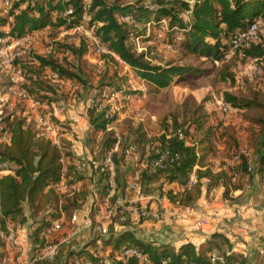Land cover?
I'll list each match as a JSON object with an SVG mask.
<instances>
[{
  "label": "trees",
  "instance_id": "1",
  "mask_svg": "<svg viewBox=\"0 0 264 264\" xmlns=\"http://www.w3.org/2000/svg\"><path fill=\"white\" fill-rule=\"evenodd\" d=\"M9 2L6 7L0 6V38H20L46 27L72 29L82 25L106 46L107 51L99 58L104 68L100 69V77L91 88L96 93L91 97L86 115L90 134L101 132V138L95 143L97 150L93 160H99L110 151L116 192H123L126 176L138 170L145 193L152 190L156 180H161V193L170 203L194 207L204 188L205 195L210 193L212 196L216 188L222 187L223 199L234 200V192L245 191L254 175L264 178V40H259L257 34L254 40H242L233 54H240L242 60L258 59L262 87H252L245 96L230 91H224L221 96L230 108L238 112L241 125L227 124L223 120L208 123L210 114L204 109V101L187 103L184 100L162 116L154 127L147 129L142 120L129 116L119 119L115 113L106 116L110 105L98 108L96 102L104 86L132 92L120 86L125 78L112 69L118 62L115 57L125 62L137 77L157 89L167 87L175 76L200 72L173 61L163 65L151 63L150 50L138 51L129 35L139 37L140 42H148L150 37L144 36L146 26L158 28L163 18L166 21L164 33L170 37V44H176L184 54L198 59L222 62L237 33L246 31L255 18L264 22V0H194L186 18L180 14L188 9L189 4L182 0H157L153 3L144 0ZM83 15L86 19H82ZM123 15L129 16L132 22L121 21L119 17ZM149 15H155L154 19H149ZM136 24H140L142 29ZM75 39L73 43L55 42L56 50L65 53L63 57H56L55 52L46 56L36 55V63L24 67V81L17 87L24 97L46 104L55 100L65 101L67 92H57L50 80H74L79 88L86 89L81 64L92 45L85 35L78 34ZM226 66L217 77L221 82L232 84L234 77ZM75 95L77 99L82 96L78 91ZM247 111L255 114H246ZM2 115L0 122L7 126L8 136L6 141L0 142V255L7 251L2 238L7 227L16 231L26 225L25 207L30 212L31 240L36 247L43 242L41 232L47 225V219L61 218L66 224L88 200L85 186L70 188L82 181L83 175L77 169L79 158L67 144H56L41 135L25 122L24 115L13 112L5 117ZM113 122H118L117 136L114 129H105L107 123ZM177 131L182 133V137L176 135ZM129 146L134 150L129 151ZM162 151L167 153L162 167L150 169ZM130 160L134 164L131 171L126 170ZM142 163L143 167H137ZM99 178L103 183L105 176L99 174ZM61 181L69 189L67 192L56 190ZM163 183L175 184L177 188L162 191ZM113 221L122 229L106 237L94 235L90 242L92 250L87 246L69 247L53 261L40 259L33 264H83L84 258L91 264H142L134 256L121 255L123 246L138 248L152 264H264V254H258L256 248L254 255L248 258L243 251L232 249L228 237L218 231L212 232L198 245L187 242L175 246L167 241L151 242L140 238L130 228L131 221H119L118 213ZM95 224L92 218L91 227ZM261 240L264 241V236ZM108 247L111 249L106 253Z\"/></svg>",
  "mask_w": 264,
  "mask_h": 264
},
{
  "label": "rangeland",
  "instance_id": "2",
  "mask_svg": "<svg viewBox=\"0 0 264 264\" xmlns=\"http://www.w3.org/2000/svg\"><path fill=\"white\" fill-rule=\"evenodd\" d=\"M0 6H3L1 4ZM146 3H153L157 0H144ZM181 1V0H180ZM187 2L189 5L194 3V0H182ZM10 4V2H9ZM6 7V6H3ZM189 9V7H188ZM187 9V10H188ZM186 10L182 14H180L183 18H186ZM155 15H149V19H154ZM121 21H125L122 19V16L119 17ZM129 21V20H127ZM131 23V22H129ZM160 27L154 28L146 26V31L144 36H149L148 42H140V40L135 41L132 35H129L131 41L133 42L135 48L138 51H147L150 50L149 58L151 63L153 64H160L163 65L167 61H173V63H177L180 65H189L193 67V69H197L200 71L199 73H186L182 76H175L174 79L176 80L173 83H170L165 88L157 89L147 81L142 78H139L135 75L132 69L124 64L123 62H117L112 69L117 70V74L120 77L125 78V81L120 82V86L123 89H130L132 92L128 93L131 98L129 100L123 101L117 99V97L105 98V97H98L97 99L103 103V105H116L114 108L115 114L118 116L119 119L123 117L129 116L135 120L141 119L147 128H152L157 124V121L164 116L168 111L174 109L175 105L181 103L182 101L186 100L187 103L191 101H204V109L210 114V118L208 123H215L218 120H223L225 123L241 125L240 118L237 115V111L230 108L227 111H222L220 109V99H222V93L224 91H230L238 95L245 96L247 95L249 89L252 87H262V78L260 77V73L258 75H253L252 72V59H243L240 54H233V50L235 47L242 42L241 38H237L236 42H233V45L228 49L227 54L224 56V60L220 61H213L211 59H198L194 55L191 54H184L177 45H172L168 42L170 37L164 33L166 29V21L161 18ZM139 29H142L140 24H136ZM149 27V28H148ZM4 29V28H2ZM78 34H82L88 37L89 41L94 40L91 38L89 32H85L82 28H72V29H65L64 26L58 29H50V28H43L42 30L36 31L34 35H28L27 33L20 37V39L16 38H8L4 37L0 40V114L5 117L8 113H19L20 115H24L25 122L31 125L34 129L40 128L37 126V123L33 120L28 112H31L32 107H28L27 102L25 101V97L18 92V72L23 73L24 67H29L31 64L30 62H34L31 59L35 58L36 55L46 56L49 53L55 52L56 57H63V52L60 50H56L55 42L56 41H63L65 43H73L76 41L75 37ZM257 36L260 39L264 40V22L260 21L258 23L257 28ZM143 36V37H144ZM177 37L178 34H176ZM175 41L177 40L174 37ZM240 39V40H238ZM256 39V37H255ZM246 41H251V38H245ZM254 40V39H253ZM94 44L88 49V53L84 56L82 60V74L81 76L86 81L85 88L90 92H87L86 89L83 91L87 92V96L91 97L94 95L91 88L96 85L97 78L100 77V69L104 68V64L99 59L100 54L105 52L102 49L106 48V46L102 43H98V46ZM150 47V49H148ZM105 50V49H104ZM68 57V55H66ZM29 62V63H28ZM36 63V62H34ZM109 64V62L107 63ZM224 65H227V70L233 74L234 82L229 84L228 82H221L218 80V72L223 68ZM111 66V64H110ZM258 67L260 68V64L258 63ZM47 77L49 74H46ZM13 79L14 81L12 82ZM49 79V78H48ZM173 81V80H172ZM76 82V81H75ZM50 84H53L54 87L60 92L63 91L67 92V98L74 99L75 102L69 100V106L72 105L76 107V104L79 100L83 101V94L79 96L77 99V95H75V91L72 92L71 87L65 83V81H53L50 80ZM90 88V89H89ZM104 89H108L109 87L104 86ZM101 90V89H100ZM70 94V95H69ZM96 96V94H95ZM56 97V96H55ZM59 97V95L57 96ZM94 97V96H93ZM66 98V99H67ZM31 99V98H30ZM32 100V99H31ZM57 101V100H55ZM11 103V105H10ZM67 103V101L65 102ZM73 103V104H72ZM44 109V110H43ZM39 112H43L48 108L45 107ZM203 109V111H204ZM3 112V113H2ZM112 113V112H111ZM46 114V113H45ZM114 114V112L112 113ZM246 114H255V112L247 111ZM30 115V116H29ZM118 122L111 123V129H116ZM37 130V129H36ZM62 139L60 142L63 146H69L68 141L65 138ZM70 148V147H69ZM128 169V168H127ZM133 166L128 169L131 171ZM164 184V183H163ZM162 184V187H163ZM161 186H151V189L155 190L157 195L161 193L160 190ZM176 187L174 184H168V188ZM167 189V187H165ZM152 191V190H151ZM204 193L206 194L205 188L203 189ZM144 192L143 188L133 191L132 193H128L129 198L139 197ZM148 193V192H147ZM205 196L206 202L213 200L215 191L212 193L213 195ZM222 196V195H221ZM247 196V195H246ZM245 198V196H242ZM235 198L234 200H229V202H236L243 204L242 201L247 199L245 198ZM200 200V199H199ZM198 200V201H199ZM223 200V197H222ZM140 202L136 200L137 206H152L157 207L159 206L158 202H153V199L142 200ZM245 202V201H244ZM154 203V204H152ZM198 203V202H197ZM257 204L260 206H264V199L259 201ZM138 214V212H137ZM138 221H142L141 217L138 216ZM158 221V220H157ZM104 225V231L101 232L102 237H106L108 234L107 223L102 222ZM102 225V226H103ZM227 227L224 228L223 233H228L234 235V231L236 227H232L230 225H226ZM26 228V227H25ZM133 228V227H132ZM137 229H135L136 231ZM26 231V229L24 230ZM138 233H136L139 237H143L142 239L156 242L157 240L154 239L152 236V232L145 234V231L139 228ZM140 232V233H139ZM23 234V233H19ZM19 234L17 236L19 237ZM95 235V234H94ZM94 235L89 233L88 235L80 236L81 240L77 241L79 243H73L74 248H78L80 243H84L86 240L93 239ZM100 235V234H98ZM23 239V236L21 235ZM17 242H21L23 245L24 250L22 251L21 257L22 259L28 258L31 253V249L34 246V243L29 242L30 238L27 236L24 237V241L20 239H16ZM72 241H75V237L71 238ZM69 240V242H71ZM164 241V240H159ZM99 243V242H98ZM72 245L62 244L60 246L61 253L66 251L69 247L71 248ZM99 246V244L97 245ZM73 248V247H72ZM110 247L106 249V253L110 251ZM92 250V248H91ZM255 253V249H251L250 253H246L248 258H251Z\"/></svg>",
  "mask_w": 264,
  "mask_h": 264
},
{
  "label": "built area",
  "instance_id": "3",
  "mask_svg": "<svg viewBox=\"0 0 264 264\" xmlns=\"http://www.w3.org/2000/svg\"><path fill=\"white\" fill-rule=\"evenodd\" d=\"M1 4L3 6L9 5V0H2ZM192 10V5H189V9L186 10V15L188 16L189 13ZM70 11V10H69ZM68 11V12H69ZM82 19H86L85 15L82 16ZM122 19L127 22H132L131 18L127 15H123ZM260 20L258 18H255L248 26L246 31H241L237 33L235 39L233 42H236L237 38H241L244 40L245 38H251L252 40L255 39L258 23ZM75 28H82L85 32H89L84 26L79 25ZM91 36V35H90ZM96 43L95 46H98L99 41L92 37ZM135 41L139 40V37H134ZM1 40V38H0ZM89 40V39H88ZM240 40V39H238ZM91 45L94 44L93 41H89ZM105 49V50H104ZM101 50L107 51L106 48ZM88 53V52H87ZM86 53V54H87ZM32 61H35L33 58ZM118 62H123L122 60H117ZM253 65H252V72L253 75H258L260 73V68L258 67V59L254 58L252 59ZM126 64L125 62H123ZM127 65V64H126ZM20 73V71H19ZM22 78L24 79L23 73H20ZM12 82L14 81L11 79ZM101 96L105 98L112 99L113 97H117L119 102L121 100L126 101L131 98V96L128 93H125L121 90H118L113 87H109L108 89L102 88L100 90ZM98 102V108H101L103 106V103L100 102L99 99H96ZM36 103H40L38 101H35ZM116 105H110L109 110L106 113V116L112 115L114 111V108ZM220 109L222 111H227L230 109V106L225 103L222 99H220ZM112 112V113H111ZM39 121L41 123H46V120L43 117H39ZM48 125V124H46ZM45 125V126H46ZM111 123H107L105 129L111 130ZM115 135L117 136V130L114 129ZM101 134V132H99ZM99 134H96L95 139L97 140L99 138ZM176 135L178 137H182V133L180 131H177ZM7 126L2 124L0 122V142H4L7 140ZM116 148V145H114L113 149ZM97 150V147L95 148V152ZM129 151L134 150L133 146H129ZM94 152V153H95ZM167 159V153L162 151L159 153V156L152 162L150 169H157L162 167V163L164 160ZM93 169L98 174H103L105 176L104 181L102 183L103 186H105L103 195L104 197L100 198L98 191L96 188L92 187L90 191L88 192V195H90V202L88 206V212L86 214H80V213H74L71 215L69 220V226L67 228L68 235L72 236L73 234L80 233L84 231L85 229H88L92 225V218L97 220H102L107 217H109L112 214L118 213L119 221L125 222L129 221V212L130 211H136L138 212V216L141 217L142 220L147 219H154V220H162L164 217V211H161L159 207H152V206H137L136 200L142 202V200L147 199H153L152 197H149V193H143L139 197L129 198L128 194L120 195L117 198L116 196V181H115V173H114V166L110 159V151L105 153L99 160H92L91 161ZM3 166H6V164H3ZM81 161L77 163V168L80 169ZM129 180L126 182L125 189L128 193H132L135 190L141 189V183L139 180V174L138 170H134L129 175ZM262 184L264 185V178H261ZM73 188V185L70 187ZM56 190L58 192H67L69 189L66 188L62 181L56 186ZM212 199V198H211ZM209 201H212V200ZM154 200V199H153ZM156 201V200H154ZM207 201V202H209ZM223 205H226L227 209H229L230 214L226 215L222 212H219L217 209H212L207 207V202L205 201L204 204L199 203L196 204L194 207H185L184 209H179L178 215H186L189 219V223L187 226H183L181 229V240L184 243H192L195 245H198L199 243L203 242L204 239L210 235L212 232L218 231L223 233V230L226 225H230L232 227H236L234 231V235L223 233L226 235L229 239V241L232 243V249L238 250L235 245V241L233 239V236L236 237L237 235L240 237H245L246 242L258 240L259 245L256 248V251L258 254H264V241L261 240L262 235L260 236V230L255 227V225L250 223L248 218H245L242 216V214L238 211L237 203L236 202H229V200L223 199ZM159 203V202H158ZM243 204H240L241 206H246L253 210L255 217L264 216V206H260L255 202L254 200H245L242 201ZM219 223L221 226H219ZM62 224H61V218L59 219H47V225L41 232V237L43 239V242L40 246H33L31 249L30 256L28 257L27 261L20 262L19 255L22 253V247L21 245L16 241L15 238V231L11 227H7L6 232L2 234L3 241L6 245L7 251L0 255V264H33L35 261L40 259H47L50 261L55 260L61 253L60 251V244L58 242L59 232L61 231ZM132 228V227H130ZM244 230V231H243ZM157 237H160V235H155ZM167 241V240H166ZM170 242V241H167ZM172 243V242H171ZM121 255L123 256H134L139 263L142 264H152L150 259L141 253L138 248L134 246H123L121 249ZM213 260V258H212ZM83 264H91L90 260L87 258H84Z\"/></svg>",
  "mask_w": 264,
  "mask_h": 264
},
{
  "label": "crops",
  "instance_id": "4",
  "mask_svg": "<svg viewBox=\"0 0 264 264\" xmlns=\"http://www.w3.org/2000/svg\"><path fill=\"white\" fill-rule=\"evenodd\" d=\"M42 30V29H41ZM36 31L39 30H33L29 33L28 35H34ZM20 39V38H16ZM116 60H119L118 57H115ZM35 62V61H34ZM33 62V63H34ZM32 63V62H30ZM18 78L19 80L18 84H21L24 79L18 72ZM55 77V76H53ZM57 81V80H56ZM65 81V83L71 87L73 91H78V93L83 94L84 92V98L83 101L79 100L77 103H72L73 105L76 104V107L72 105L69 106L70 104L68 103L69 100H72V102H75L74 99L67 98L65 101L64 100H57L52 102L51 104H46V103H36L34 100H31L28 97H25V101L27 102L26 105L28 107H32L31 112H28V114L31 115L33 120L37 123V126L40 128H36L41 135H44L45 137L51 139L54 143L60 144L62 139L59 138H65L68 141L69 147L71 152L79 158L81 161V166L78 171L83 175V180L75 183L73 185V189H79L82 185L86 187L87 191L94 187L99 193L100 198L104 197L103 192H104V186L101 183V180L99 178V174L93 169L91 161L93 160V156L95 155V143L101 138V134H99V138L96 140V134H90V125L88 123L86 111L87 108L91 104V96H87L86 92L82 90V88L78 87V84L74 80H61ZM176 80L173 78V81L170 83L175 82ZM63 90V89H62ZM19 93L21 91L18 90ZM66 92V91H65ZM70 95V94H69ZM2 100V99H0ZM67 101V103H65ZM11 105V103H10ZM47 107L48 109L39 112V110H42L43 108ZM44 110V109H43ZM46 113V114H45ZM29 115V116H30ZM43 117L46 120V123H41L39 120V117ZM141 120V119H139ZM48 124V125H46ZM145 124V123H144ZM46 125V126H45ZM146 125V124H145ZM147 128V127H146ZM151 128V127H150ZM149 129V128H147ZM134 164L130 160L128 161L127 168L130 169ZM135 167V166H134ZM137 167H143V163L139 164ZM126 168V170H127ZM122 171H124V167L121 166ZM128 173V172H127ZM129 175L126 176V182L129 180ZM161 184V180H156L153 184V186H158ZM174 186L177 188V185L174 184ZM165 187L168 188V184L164 183L162 187V191L166 190ZM88 191V192H89ZM150 195L149 197H152L156 202H159V207L161 211H164V217L162 220H154V219H147V220H142L138 221V214L136 211H130L129 212V221L132 223V229H143L145 231V234H148L149 232H152V236L154 237L155 240H164V241H170L173 243V245L177 246L179 244L184 243L181 240V228L183 226H187L189 223V219L187 216L184 215H178L177 212L179 213V209H184L185 207L175 205L170 203L164 194L160 193L156 195L155 190L152 189V191L148 192ZM126 195L128 194L127 190H123V192H116V198L120 195ZM205 193L202 191V196L200 200L198 201L197 204L205 203V196H203ZM222 187H218L215 190L214 198L212 201L207 202V207L208 208H214L217 209L219 212H222L223 214L229 215L230 211L227 209L226 205H223L222 201ZM234 195L236 198H244L242 196H245L247 200H254L255 202H259L262 199H264V185L262 184L261 178L258 175H254L252 178L251 185L243 192L235 191ZM247 195V196H246ZM90 195H88V200L83 206L82 210L79 212L81 215L86 214L88 212V206L90 202ZM244 198V199H245ZM153 200V202H155ZM245 201V200H244ZM143 202V201H142ZM148 202V201H146ZM241 203V202H240ZM240 203L236 204L238 211L242 214L243 217L248 218L249 222L254 224L256 228L260 230V236H264V216L260 217H255L254 212L252 209L246 207V206H241ZM154 204V203H152ZM25 216L27 217V222L26 225L23 226L22 228L18 229L15 231V238L20 239L21 241H24V237L27 236L30 238V243H31V232H32V227H31V218H30V212L27 207L24 209ZM115 214L110 215L109 217L102 219V220H97L94 219L96 224L92 227H89L88 229H85L84 231L80 233L73 234L72 236L68 235V226L69 222L66 224L62 223L61 219V224L62 228L61 231L59 232V244H68L72 245L71 248H74L73 243H79L77 241L81 240L79 237L83 235H88L92 231V235H101V232L104 231V225L102 222L107 223V228H108V234L107 236L111 235L115 231H119L122 229V226L117 224V222L113 221V217ZM103 225V226H102ZM219 226L221 224L219 223ZM26 227V228H25ZM92 228V229H91ZM26 229V231H24ZM136 230V233L138 231ZM244 231V230H243ZM23 233V234H19ZM140 233V232H139ZM19 234V237L17 236ZM160 235V237H157L155 235ZM21 235L23 236V239L21 238ZM75 237V241H72L71 238ZM143 238V237H140ZM233 239L235 241L236 248L239 251H243L244 253H250L251 249L257 248V246L260 244L258 240H253L251 242L245 241V237H239L238 235L236 237L233 236ZM71 240V242H69ZM145 240V239H144ZM17 241V240H16ZM91 240H86L84 243H80L78 248H82L83 246H87L89 250L92 247V244H90ZM21 245V242H18ZM22 251L24 250L23 245H21ZM63 253V252H62ZM60 253V255L62 254ZM21 255V254H20ZM19 255V256H20ZM59 255V256H60ZM28 258L22 259L19 257L20 262H25L27 261Z\"/></svg>",
  "mask_w": 264,
  "mask_h": 264
}]
</instances>
